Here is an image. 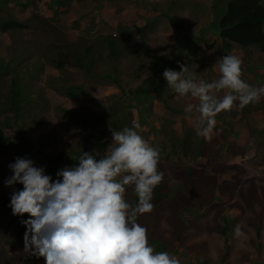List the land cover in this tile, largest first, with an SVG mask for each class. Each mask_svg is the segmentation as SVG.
<instances>
[{
  "label": "rangeland",
  "instance_id": "rangeland-1",
  "mask_svg": "<svg viewBox=\"0 0 264 264\" xmlns=\"http://www.w3.org/2000/svg\"><path fill=\"white\" fill-rule=\"evenodd\" d=\"M62 1L63 8L58 6L57 0H30L29 11L37 10L45 18H52L57 30L67 39L90 42L99 35L114 31L106 23L101 24L103 22L101 19L98 20V25L93 17L94 9L99 7L102 9L104 0L90 2L84 0L83 4L77 0L75 5V0ZM159 1L158 9L150 8L154 10V18L145 20L142 17L138 27L137 23H133L135 26H130L132 29L126 38L130 42H137L148 51L151 50L149 58L132 43L126 44L124 57L119 65L120 70L115 74L112 72V76L130 90L137 84L136 80H129V78L139 67L142 70L143 66L154 62L157 68L152 70H158L152 75V70L142 71L139 80L144 78L142 75L144 72L147 78L155 74L162 77L165 69L179 71L181 64L186 67L192 65L193 61L190 62L191 64L188 62L190 58L187 52L190 54L199 49L204 52L205 39L209 37L214 38L215 41L220 39L218 35H215L213 22L217 18L216 10H219L224 0ZM51 7L57 8L54 17H52ZM9 8H13L12 5ZM138 8H145L143 0L141 7ZM14 9L17 11L15 16L18 20H24L30 15L28 11L22 12L15 7ZM112 13L109 11L110 15ZM145 24L148 25L147 29L144 27ZM204 30L207 31L206 35L200 38ZM18 37L19 46L32 53L33 59L38 58V54L44 48L43 34L22 31ZM198 38H200L199 43ZM3 46L4 40L0 37L1 50ZM250 49L252 48H247L246 52ZM203 52L200 53L204 54ZM207 54L206 57L212 59L209 63L210 68L206 67L207 69L204 68L202 71L200 67L203 75L199 77L211 82L217 79L218 71L215 73L212 65L218 66L216 61L220 56L212 57ZM6 59L7 56L5 57L3 53V62H6ZM200 59L203 61V56H200ZM185 61L188 63L185 64ZM169 62L172 64L167 67ZM105 64L100 65L99 72L102 70L106 72L108 64L106 62ZM198 68L196 67L197 70ZM189 74L197 79L196 72L188 70L185 75ZM99 75L101 76L95 78L77 71L72 76L74 81H83L86 86V96L79 99L69 98L53 89L52 84L48 85V82L60 78L61 74L47 65L44 66L43 72L36 73L34 82H27L25 92L30 94V99L33 100L29 111L22 115L18 125H12L13 122L10 121V129L2 128V130L5 136L13 139L18 138L21 130L20 132L32 144L31 154H24L23 149L13 148L0 152L1 177L12 174L8 165L14 163L16 157H27L35 161L37 166H45L47 173L55 179V174L59 170L57 164L47 166L45 162L61 151L69 152L78 147L80 149L81 136L85 133L84 128L75 120L72 121L67 112L84 113L89 121L97 119L95 124L101 127L107 125L108 120L123 108L125 120H128L124 122V125L131 127L134 122H139L143 129L141 132L143 138L160 153L159 166L164 173L162 184L165 185L163 191L167 193L174 191L172 199H163L157 203L159 209L156 214L153 209L151 213L139 218L138 222L147 229V235L153 230L157 238L165 240L168 248L174 247L175 252L171 255L177 257L180 264H264V111L257 113L255 121L247 119L248 121L242 122L237 118L236 121L234 119L230 122L235 125L234 129L233 126H228L231 131L240 129L236 134L231 132L233 134L230 138L242 147L241 150H224L225 152L222 153L220 149L219 154V151L210 149V152L214 151L215 159L218 158V160L206 156L205 159L193 162L188 158L182 159L180 154H178L179 157L167 155L168 152L164 157L163 154L161 155V143L165 139L160 133L162 128L168 132L176 131L180 137H183L189 129L197 130L196 116L198 114L186 116L184 111L181 112L185 109L188 104L187 99L190 97L178 98L171 89H167V82L159 79L163 83L162 96L173 97L168 103L172 108L177 109L178 113L164 108V105L159 102L160 98H152L150 103H145L144 107L136 106L130 110L128 107L132 99L128 101L129 98H123L115 85L103 78L102 73ZM159 83L160 81L155 82L156 85ZM150 89L155 93L153 87ZM98 105H102V108ZM140 110L143 114L141 119L138 115ZM226 123L217 121L212 137L216 135L217 129L220 126H226ZM252 129L256 133L253 137L250 135ZM260 132L261 136L258 135ZM101 141L105 142V148L94 147L90 154L95 155L99 152L103 155L112 143V135L102 136ZM169 147L166 149L170 152ZM215 161L218 164L221 162L222 174L226 177L215 175L214 167L218 166ZM190 170L192 171L191 180L188 177ZM16 188L20 189L22 185H16ZM3 189V191L0 190V196L6 197L12 192L11 188ZM130 190L131 188L128 189L126 198L131 201ZM190 195H194L191 201L188 199ZM248 195L251 196L249 202ZM198 202L199 205H197ZM185 209L186 211H183ZM3 217L7 219V222L2 221L0 225L1 262L2 264L17 262L25 264L24 258L27 254L23 253V236L26 229L20 224L19 217H14L11 213ZM24 218H27V214ZM223 227H226L225 236L222 233ZM179 230H184V233L178 241H175ZM237 230L241 233L239 236L236 234Z\"/></svg>",
  "mask_w": 264,
  "mask_h": 264
},
{
  "label": "clouds",
  "instance_id": "clouds-1",
  "mask_svg": "<svg viewBox=\"0 0 264 264\" xmlns=\"http://www.w3.org/2000/svg\"><path fill=\"white\" fill-rule=\"evenodd\" d=\"M216 64L219 78L211 82L186 76L183 64L179 71L168 68L162 73L167 89L178 98L198 101L184 111L186 116L198 114L196 134L205 140L211 139L218 114L264 98V85L242 79L240 57L223 55ZM109 130L112 143L103 155L82 152L74 159L77 163L59 169L55 179L27 157H16L8 165L12 174L4 185L12 189L11 214L26 229L23 253L43 258L44 264H180L169 252H157L138 222L153 211L154 190L164 179L159 151L143 138L139 122ZM129 188L135 201L126 198Z\"/></svg>",
  "mask_w": 264,
  "mask_h": 264
},
{
  "label": "trees",
  "instance_id": "trees-1",
  "mask_svg": "<svg viewBox=\"0 0 264 264\" xmlns=\"http://www.w3.org/2000/svg\"><path fill=\"white\" fill-rule=\"evenodd\" d=\"M62 4L63 2L59 1L58 6H61ZM11 5L13 8H9ZM30 6V0H0V37H3L4 40L3 50L0 49V152L13 148L15 150L23 149L25 152L24 154H31L32 144L26 139L25 135L20 132L21 130L19 131L18 138L13 139L5 136L2 128L6 130L10 129V121L13 122L12 125H18L22 115L29 111V107L33 103V100L30 99V94L25 92L27 82H34L36 79V73L43 72L45 65L50 66L61 74L60 78L53 80V82H48V85L52 84L51 86L53 89L69 98L79 99L86 96L87 91L85 89V83L83 81H74V78L72 77L77 71H82L86 76H93L95 78L101 76L99 73H102L103 78L107 79L109 83L115 85L119 89L123 98H129L128 101L132 99V102L128 107L130 110L131 108L134 109L136 106L142 108L145 106V103H150L152 99L150 96L152 92L150 88L153 87L154 91H156L157 97L160 98L159 102L164 105V108L178 113V110L172 108L168 103L173 97L170 95L162 96L164 91L163 83L159 79L163 80V77H159L157 74L151 76L154 72L158 71L152 70L157 68L154 62H150L148 65L143 66L142 70H140L139 67V69L131 74L129 80H136L137 84L132 90L122 86L119 80L112 76V72L115 74L120 70L119 65L124 57L126 44L132 43L138 50L146 53L147 58H149L150 53H152L150 52L151 50L148 51L143 46H139L137 42L133 43L130 42V40H126L132 29L130 26L133 25H126L121 21L118 23L114 31L99 35L90 42L80 39L72 40L65 38V36L57 30L56 26L53 24L52 18H45L42 16V13H39L37 10L33 12L29 11L31 8ZM14 7L18 8L20 11L22 10V12L28 11L30 15L24 20H18L17 16H15L17 11ZM100 9V7L97 8V13H99ZM218 9L219 10H216L217 18L213 22V28L215 30V35H218L222 42L221 49L224 53H229L232 46H238L245 52L247 48H254L259 53H264L263 0H224ZM56 10L57 8L51 7L52 17H54ZM97 13L94 14V19L99 16ZM144 27L147 29L148 25L145 24ZM22 31L43 34V40L45 41L43 42L44 48L38 54V58L33 59L32 53L27 52V49L19 46L18 35ZM206 32V30L201 32L200 38H204ZM200 38L197 39L198 43ZM212 44L213 42L208 40L205 42L204 46L210 50L213 47ZM3 53L5 54V57L7 56L6 62H3ZM102 59L108 64V69L105 70L106 72H103L104 70L99 72V68H101L100 65L102 63L105 64ZM157 60H159V58H157ZM171 64L172 62H169L167 67ZM147 70H149V72L152 70L151 75L148 78L145 76ZM142 71H145L142 74L144 78L139 80V75ZM24 76L25 78H23ZM156 81H160V83L156 85ZM187 102L188 104L198 103L197 100H192L191 97L187 99ZM254 105L250 104L242 109L241 114L244 116L250 113L253 110ZM98 106L102 108V105ZM123 110L124 109L121 108L115 116L108 120L107 125L101 126L102 128L96 126L95 121L97 119H90L89 121L85 118L86 116L84 113L67 112L72 121L75 120L82 128H84L85 133L81 136V147L80 149L78 147L71 151L69 150V152L61 151L51 160L47 159L48 161L45 162V165L52 166L57 164L59 169L68 164L72 166L77 163L74 158L79 157L82 152L91 153L94 147L105 148V142L101 141V137L112 135L109 130L110 128L113 130H122L126 127L124 122H127L128 120H125ZM183 111L184 110L181 112ZM236 114L237 112L232 110L230 112H221L218 114L216 119L220 122L227 123L224 127L220 126L215 133L216 135L211 137L210 140L198 137L196 131L193 129H189V131L187 130L183 137H180L176 131L173 132V130L168 132L163 128L161 131L158 129L165 138L161 143V155L163 154V156L166 157L165 155L167 152V155L178 156V154H180L182 159L188 158L193 160V162H196L199 159H205L206 156H211V159L218 160V158L215 159L216 155L214 151L210 152V149L219 151V154L225 152L224 150H241L242 147L236 144V141L233 142L231 140V131L227 130L228 126L231 125L230 122L235 119ZM138 115L140 116V119L143 117L141 110L138 112ZM261 134L262 133L260 132L258 135L261 136ZM250 135L252 137L256 135L254 129L250 131ZM167 147L171 150L170 152L167 151ZM215 162L217 163V161ZM220 163H217L218 166L214 167L217 173H215V175L217 177H226L222 174V165ZM159 170L161 171L160 166ZM191 172V170L188 171V177L190 180L192 179ZM7 177V175L5 177H1L0 175L1 191L4 190V181ZM164 188L165 185L161 182V184L154 190L152 201L155 205L154 214L158 212L159 206L157 203L159 201L173 198L174 191H168L167 193L166 191H163ZM10 195L8 194L6 197L0 196V225L2 221L7 220L3 216L11 213V209L8 207V204L10 203ZM130 195L131 201H135L136 197L132 193V190H130ZM188 199L190 201L193 200L194 195H190ZM247 200L248 202L251 201L250 195L247 196ZM197 205H199V202ZM186 208L188 207L186 206ZM183 211H186V209ZM16 225L19 226V224ZM187 226L186 228H188ZM225 232L226 227H223L222 233L224 236ZM183 233L184 230H179L175 236V241H178ZM148 241L157 252L167 251L170 254L175 252L174 247L168 248L165 240L157 238L155 231L153 230L148 235ZM1 252L2 248L0 246V264H2ZM24 260L25 264L44 263L43 258L36 260L35 258L26 257ZM15 264H19V262Z\"/></svg>",
  "mask_w": 264,
  "mask_h": 264
},
{
  "label": "crops",
  "instance_id": "crops-1",
  "mask_svg": "<svg viewBox=\"0 0 264 264\" xmlns=\"http://www.w3.org/2000/svg\"><path fill=\"white\" fill-rule=\"evenodd\" d=\"M58 1H60V0H57V2ZM79 1L81 4L84 3V0H79ZM90 1L91 0H85V2H90ZM77 2L78 1L75 0L74 5L77 4ZM103 2L104 3L102 4V9H100L99 13H97V8H95L94 12H93V16L95 13L99 14V16H97V18L95 19L97 24L99 25L98 20L101 19L103 21L101 24L106 23L107 25H109L111 27L112 30H115L118 23L121 21L123 23H125L126 25H133V26H135L133 23H137L136 26L138 27V25H140L139 22L141 21L142 17L145 20H151L154 18L153 17V13H154L153 11L154 10H151L150 8L158 9V5H160L159 0H143L145 8H138V7H141L142 0H104ZM263 2H264V0H263ZM50 3L51 2H49V4ZM38 5L40 6V4H38ZM51 5L53 6V4H51ZM72 5L73 4H71V6ZM95 6H96V4H95ZM147 6H148V8H146ZM60 7H58L59 10H60ZM61 8H63V7H61ZM106 11L108 12L107 14H106ZM109 11H111L113 13L110 15ZM149 28H150V25H149ZM263 31H264V26H263ZM208 40H210V42H213L212 49L209 50L205 47L204 52L200 51V49L198 51L194 50L190 54H189V52H187L188 57L190 58V61H188V62L192 63V61H193L192 65L187 66L188 70L196 72L197 80L202 79L199 76L203 75L202 71L204 70V68H206V67L210 68L209 63H210V60H212V59L207 58L206 53H208L207 55L212 56V57H214L215 55L222 57L223 55H227V54H232V55H236V56H238V54H241L238 57H240L243 60L242 79L244 81H246L247 83H249L250 85H253L256 87L264 85V62H262V59H264V53H259L254 48L248 50L245 53L243 50H241L240 48H237L236 46L234 48H232L229 53H224L223 50L221 49L222 42L220 39L218 41H215L214 38L211 39V37H209V39L208 38L205 39V42H207ZM200 52H203L204 54H201ZM200 56H203V61H201ZM188 62L185 61L184 63L187 64ZM212 66H213L214 72L216 73V71H218V66L217 65H212ZM196 67H199L198 70L196 69ZM200 67H202V71H201ZM218 78H219V71L217 72V79ZM150 96L152 98H158L156 91H155V93L151 92ZM233 110L235 112H237L236 117H235V121L237 120V118H238V120H240L242 122L248 121L247 119H249V120L254 119V121H255V117H257V113L260 112L261 110L264 111V98H261L260 102L256 103L254 105L253 110L247 115L243 116L241 114V110L238 109L237 107H234ZM218 122H220V121H218ZM231 125L233 126V129H234V126H235L234 123H231ZM228 129H229V131H231L230 128H228ZM239 131H240V129L237 128V131L233 130L231 132L236 134Z\"/></svg>",
  "mask_w": 264,
  "mask_h": 264
}]
</instances>
